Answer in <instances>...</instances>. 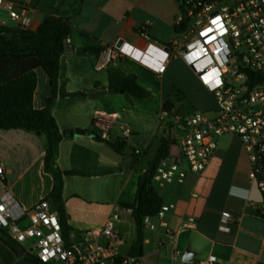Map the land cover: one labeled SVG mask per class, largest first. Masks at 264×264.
<instances>
[{
	"label": "crops",
	"instance_id": "1",
	"mask_svg": "<svg viewBox=\"0 0 264 264\" xmlns=\"http://www.w3.org/2000/svg\"><path fill=\"white\" fill-rule=\"evenodd\" d=\"M9 1L23 9L24 16L31 21L30 30L36 29L47 15L65 17L60 13L65 0ZM79 3L76 19L83 14L84 2L79 0ZM174 6H177L175 0H101L98 8L105 13V20L102 22L94 14L88 18L96 31L78 27L79 38L70 34L69 49L60 59L59 84L65 93L82 92L84 96H57L51 108L59 132H70L58 143L57 167L61 171L77 172L76 175L63 176L62 196L70 227L69 244H79L85 237L107 242L98 234L108 215L118 206L123 211L115 224L120 235L115 248L121 256L128 255L137 235L131 210L121 204L134 201L137 180L155 158L159 139L171 135L169 125L160 122L166 118L162 108L166 100L161 103L159 124L149 135L142 136V130L127 125L130 118L133 121L142 119L140 115H134L136 112H131L137 108V99L102 91L108 84L107 69L117 63L101 66L102 52L98 57L78 52L85 46L104 49L119 39L143 45L145 39L137 35V29L148 19L152 23L147 29V38L163 44L158 29L161 25L171 24L174 31L175 17L171 19ZM5 19V11L0 10V21ZM86 64L92 67V75L86 72ZM38 70L41 69L35 70L37 83L32 100L35 109L43 108L50 95L45 74L42 78L45 89L39 92ZM89 92L98 93L89 97ZM118 98L123 103L125 117L93 103ZM77 99L93 103L91 112H70L66 103ZM56 114H59V120ZM78 130L84 133L76 134ZM92 133L103 141H96ZM118 140L125 142L123 155L116 154L106 143ZM46 147L44 135L24 129H0V197L4 190H8L25 210H31L48 197L53 180L43 166ZM248 171L249 163L240 155L223 156L215 151L211 163L199 175L190 174L183 183L158 190L162 203L174 204L166 218L171 235L161 228L154 232L144 230L140 264H184L185 251H189L195 264L208 259L219 264H264V219L255 218L256 204L262 197L249 183ZM223 211L229 212L231 217L225 232L218 229ZM22 257L14 255L0 242V264H26Z\"/></svg>",
	"mask_w": 264,
	"mask_h": 264
},
{
	"label": "built area",
	"instance_id": "2",
	"mask_svg": "<svg viewBox=\"0 0 264 264\" xmlns=\"http://www.w3.org/2000/svg\"><path fill=\"white\" fill-rule=\"evenodd\" d=\"M179 8L174 25L180 39L169 45L147 38L151 19L137 29L145 39L143 45L122 41L107 46L101 53V66L118 58H128L162 75L170 60L179 57L195 75L198 83L212 94L213 115L194 113L189 116L171 110L168 128L174 142L167 156L151 171V184L158 190L181 184L189 174L197 175L211 163L216 151V139L222 135L236 137L249 163L247 179L261 195L256 204L255 218L264 219V0H175ZM0 10L6 19L0 26L29 29L31 21L15 2L0 0ZM70 40L66 38L65 44ZM124 46L129 47L125 51ZM137 153V152H136ZM2 169L0 167V174ZM173 203H162L154 216L143 218V230L163 229L171 235L167 215ZM122 208L114 207L99 234L107 240L101 243L85 237L79 244L64 241L57 215L48 199L41 200L31 210L22 208L8 190L0 197V228L14 242L29 251L44 264H140L137 257L121 256L115 243L120 235L115 228ZM230 214L220 215V231H228ZM29 245V249L24 243ZM199 264H219L208 259Z\"/></svg>",
	"mask_w": 264,
	"mask_h": 264
},
{
	"label": "trees",
	"instance_id": "3",
	"mask_svg": "<svg viewBox=\"0 0 264 264\" xmlns=\"http://www.w3.org/2000/svg\"><path fill=\"white\" fill-rule=\"evenodd\" d=\"M174 32H178L176 27H174ZM70 34L69 18L63 16L47 15L34 30L0 26V129H24L46 137L47 147L43 166L45 172L50 174L53 180L51 191L46 199L49 200L52 211L57 215L66 243H68L67 236L70 227L67 225L62 196L63 176L76 175L77 172L61 171L57 167L58 143L63 135L70 132H59L51 114V108L57 96L63 98L84 96L82 92L65 93L59 84L62 67L60 59L65 52V40L70 37ZM102 51L101 47L85 46L78 53L98 57ZM37 69L44 72L50 87V95L46 98L44 107L41 109H35L32 104L37 83L35 73ZM107 79V87L102 91L122 93L136 99L149 97V92L137 84L133 75H125L118 69L108 68ZM96 93L98 92H89L88 96L92 97ZM162 108L169 115L174 106L173 103L166 100ZM92 137L96 141H103L96 133H92ZM173 142L168 135L159 139L157 153L149 167L154 166L160 159L167 156ZM106 143L116 154L123 155L125 147L123 140ZM161 204V198L151 184V173L149 176L140 175L137 180L134 201L121 204L123 208L131 210L136 228L137 237L131 244L129 256L138 259L143 256V218L154 216ZM1 235L8 236L6 231L0 228ZM0 242L17 256V253L1 238ZM21 260L26 264H44L29 253L23 255ZM113 264H121V259H116Z\"/></svg>",
	"mask_w": 264,
	"mask_h": 264
},
{
	"label": "rangeland",
	"instance_id": "4",
	"mask_svg": "<svg viewBox=\"0 0 264 264\" xmlns=\"http://www.w3.org/2000/svg\"><path fill=\"white\" fill-rule=\"evenodd\" d=\"M83 14L80 19H76V13L79 9V0L63 1L60 6V13H64L65 17L69 18L70 29L73 38H79L78 27L84 29H93L96 31V27L91 25L88 18L92 14L98 16V18L103 22L106 18L103 10L99 11L98 4L101 0H83ZM100 12V14H99ZM179 12L178 6L173 8V16L175 17ZM80 25V26H79ZM158 33L162 38L163 44H170L174 39H180L179 33L174 32L172 25H161L158 29ZM87 62V61H86ZM113 62L117 63L111 68L118 69L121 72H126L128 75H133L136 82L141 87L145 88L149 92V97L145 99H137V108L132 109L131 112H136L134 115L141 116V120L133 121L131 118L129 124L133 129L142 130V136H147L151 133L154 127L159 124V116L161 110V103L163 100H168L173 103L174 110L179 114L184 116H189L194 113H201L204 115L211 116L214 114L212 112L215 108V101L211 93H209L205 88H203L197 81L193 72L186 67L179 57H174L168 63L166 71L160 75L156 76L153 72L140 66L138 63L130 61L126 58ZM87 68L88 75H92V67L85 66ZM44 76L43 71H37V77L40 80L39 92H43L45 87L42 82ZM38 96V95H37ZM73 101L72 103L67 102L66 106L70 109V112H79L83 114L84 112H91L92 104L98 103L101 106L118 112L121 116L125 117L122 110V101L120 99L115 100H104L89 103L87 101ZM64 102V101H63ZM57 112H61L58 110ZM59 120V114H56ZM126 123L125 119L122 120ZM161 124H170L171 117H166L160 120ZM122 123V122H121ZM134 146V143L131 144ZM242 147L238 142V139L232 135L226 134L218 137L216 139V152L217 155L222 154L223 156H235L240 155L244 160L247 161L245 152L241 151ZM200 174V173H199ZM197 174V175H199ZM187 176H190L187 175ZM26 248H30L27 243H24ZM26 253L31 254L29 251Z\"/></svg>",
	"mask_w": 264,
	"mask_h": 264
},
{
	"label": "water",
	"instance_id": "5",
	"mask_svg": "<svg viewBox=\"0 0 264 264\" xmlns=\"http://www.w3.org/2000/svg\"><path fill=\"white\" fill-rule=\"evenodd\" d=\"M122 39L117 40L116 42V47H119L122 43ZM69 49V45L65 44L64 45V50L67 52ZM81 134L84 132L81 131H76V134ZM153 165H151L150 167H148V169L143 172V176H149L152 169H153ZM0 238L6 243L8 244L16 253L18 256H23L26 254V251L24 248H22L18 243L14 242L10 237L6 236V235H1ZM182 263L184 264H195V261L192 260V255L189 253V251H185L183 254V259H182Z\"/></svg>",
	"mask_w": 264,
	"mask_h": 264
},
{
	"label": "bare ground",
	"instance_id": "6",
	"mask_svg": "<svg viewBox=\"0 0 264 264\" xmlns=\"http://www.w3.org/2000/svg\"><path fill=\"white\" fill-rule=\"evenodd\" d=\"M123 49H124L125 51H129V50H130L128 46H124Z\"/></svg>",
	"mask_w": 264,
	"mask_h": 264
}]
</instances>
